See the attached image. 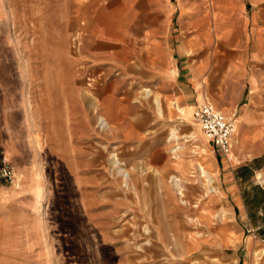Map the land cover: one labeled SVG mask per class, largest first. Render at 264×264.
I'll return each mask as SVG.
<instances>
[{"label": "crops", "instance_id": "obj_1", "mask_svg": "<svg viewBox=\"0 0 264 264\" xmlns=\"http://www.w3.org/2000/svg\"><path fill=\"white\" fill-rule=\"evenodd\" d=\"M72 1L84 30L79 60L90 64L83 78L95 76L96 110L109 124L101 142L123 155L127 198L143 203L133 215L152 219L167 247L228 249L238 264L242 250L264 243V0ZM204 101L235 119L228 155L192 120ZM74 151L86 164L73 171L79 186L102 187L96 156ZM198 168L215 191L201 194L208 180ZM0 193L17 194L6 185Z\"/></svg>", "mask_w": 264, "mask_h": 264}, {"label": "rangeland", "instance_id": "obj_2", "mask_svg": "<svg viewBox=\"0 0 264 264\" xmlns=\"http://www.w3.org/2000/svg\"><path fill=\"white\" fill-rule=\"evenodd\" d=\"M78 13L72 0H0V166L5 158L11 169L10 177L0 175V185L17 192L0 198V264H235L228 249L167 247L152 219L133 215L143 203L127 198L131 173L123 155L101 142L110 135L98 125L97 80L83 78L90 64L79 60L84 30ZM74 150L96 156L102 187L79 186L73 171L86 164ZM112 155L129 171L126 183ZM208 175L201 194L217 189ZM35 183L45 190L38 210ZM22 191L29 198H21ZM241 252L238 264H264L263 242Z\"/></svg>", "mask_w": 264, "mask_h": 264}, {"label": "built area", "instance_id": "obj_3", "mask_svg": "<svg viewBox=\"0 0 264 264\" xmlns=\"http://www.w3.org/2000/svg\"><path fill=\"white\" fill-rule=\"evenodd\" d=\"M194 121L201 127L207 139L224 155L231 151V138L236 131L234 118L221 113L212 103H199L192 112ZM0 175L10 177L11 169L5 158L2 159Z\"/></svg>", "mask_w": 264, "mask_h": 264}, {"label": "bare ground", "instance_id": "obj_4", "mask_svg": "<svg viewBox=\"0 0 264 264\" xmlns=\"http://www.w3.org/2000/svg\"><path fill=\"white\" fill-rule=\"evenodd\" d=\"M159 101H157V103H158ZM177 107V106H176ZM177 109H179V108H177ZM183 110V109H182ZM96 111V110H95ZM181 112V111H180ZM184 119V118H183ZM97 120H98V125L101 127V128H107L108 126H109V124H108V122L106 121V119L102 116V115H98V117H97ZM191 123V122H190ZM174 128V127H173ZM176 130V129H175ZM175 130H171L172 132H173V134L175 135V137H177V134L175 133L176 131ZM197 130V129H196ZM172 132H171V134H172ZM236 132V131H235ZM170 134V135H171ZM188 135V134H187ZM191 135L193 136V134L191 133ZM234 135V134H233ZM185 136V135H184ZM233 137V136H232ZM176 139V138H175ZM179 147V146H178ZM178 147H176V148H178ZM173 148V147H172ZM175 148V149H176ZM113 156V163H114V165L116 164L117 166H118V171H119V173H121L122 175H123V179H124V181H125V183H126V181H127V179H128V175H129V171L126 169V168H124L123 166H120V161L117 159V158H114V155H112ZM201 175H203V176H205L206 178H207V180L208 181H210V179H211V177H208L209 175H208V173H207V171L206 170H204V168H202L201 169ZM176 177V176H175ZM175 177H172L173 178V180L174 181H176V179L177 178H175ZM179 177V176H178ZM171 179V178H170ZM173 186V185H172ZM44 192H45V190H44V186H43V184H40L39 186H38V188H37V190H36V193H35V198H34V200H36V204L34 205V206H36V207H34L36 210H38L40 207H41V204H40V202H41V200H42V198H43V195H44ZM185 202V201H184Z\"/></svg>", "mask_w": 264, "mask_h": 264}]
</instances>
